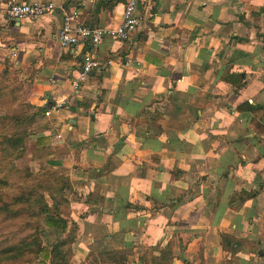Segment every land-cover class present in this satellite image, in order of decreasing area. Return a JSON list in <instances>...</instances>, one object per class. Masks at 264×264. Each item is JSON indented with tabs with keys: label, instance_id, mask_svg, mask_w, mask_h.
Returning <instances> with one entry per match:
<instances>
[{
	"label": "crops",
	"instance_id": "0c3cea01",
	"mask_svg": "<svg viewBox=\"0 0 264 264\" xmlns=\"http://www.w3.org/2000/svg\"><path fill=\"white\" fill-rule=\"evenodd\" d=\"M10 1L0 78L33 107L31 168L60 181L67 264H264V0H145L129 39L96 49L60 46V6L114 26L127 0L20 20ZM87 51L99 66L74 88Z\"/></svg>",
	"mask_w": 264,
	"mask_h": 264
},
{
	"label": "rangeland",
	"instance_id": "374dc122",
	"mask_svg": "<svg viewBox=\"0 0 264 264\" xmlns=\"http://www.w3.org/2000/svg\"><path fill=\"white\" fill-rule=\"evenodd\" d=\"M8 83H10V88L5 90L6 94L0 93V190L7 192L6 198L18 190L38 191L36 193H42L43 198L52 205L54 189L60 182L58 177L50 169L42 168L37 171L32 169L26 155H24L25 153L20 155L19 149H12L6 140L13 133L27 132L31 125L26 118L34 113L33 107L24 96V90L20 83L17 81H9ZM14 221L12 217L9 220H0V234L13 232L23 235L26 231ZM40 234L42 245L49 249L54 241L66 235L64 228L54 226H43ZM12 244V241L7 243L9 246ZM2 263L0 262V264ZM4 263L35 264L25 258L7 260ZM41 264H54V262L47 259Z\"/></svg>",
	"mask_w": 264,
	"mask_h": 264
},
{
	"label": "trees",
	"instance_id": "16d2710c",
	"mask_svg": "<svg viewBox=\"0 0 264 264\" xmlns=\"http://www.w3.org/2000/svg\"><path fill=\"white\" fill-rule=\"evenodd\" d=\"M8 88H10V83L0 78V93L6 94L5 90ZM31 119L26 118L28 121ZM26 135L27 132L22 131L13 133L6 139L12 149H19L20 155L24 152ZM36 192L38 191L18 190L6 198L7 192L0 190V220H9L12 217L14 222L26 231L23 235L13 232L0 234V262H3L2 264H5L7 260L20 258H25L35 264L44 263L47 259L53 261L54 264H67L68 262L74 233L71 230L66 233L65 237L58 238L50 249L42 245L40 231L43 226L64 228L66 220L59 214L57 204L53 202L50 205L43 198L42 193ZM9 241L13 242L10 246L7 245Z\"/></svg>",
	"mask_w": 264,
	"mask_h": 264
},
{
	"label": "built area",
	"instance_id": "2783aa9c",
	"mask_svg": "<svg viewBox=\"0 0 264 264\" xmlns=\"http://www.w3.org/2000/svg\"><path fill=\"white\" fill-rule=\"evenodd\" d=\"M145 0H127L124 5L122 18L114 26L88 25L81 20L80 12L77 8H67L60 6L61 25L55 34V38L61 47H71L78 43H89L96 49L105 37H112L120 40H127L134 33L140 23L141 18L135 13L138 5ZM56 3L53 0H30L18 2L10 1L7 14L10 18L20 20L22 18H36L54 10ZM13 54V53H12ZM129 59L126 60L128 64ZM99 66V61L94 52H85L82 56L80 70L77 78L73 81L74 88L79 87L89 78L90 72ZM61 105H52V109ZM50 109L45 111L49 114Z\"/></svg>",
	"mask_w": 264,
	"mask_h": 264
}]
</instances>
